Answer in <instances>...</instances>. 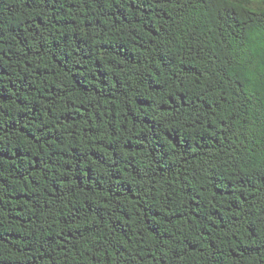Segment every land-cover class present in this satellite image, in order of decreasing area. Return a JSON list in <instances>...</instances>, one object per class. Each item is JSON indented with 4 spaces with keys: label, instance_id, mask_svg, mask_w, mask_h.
I'll return each instance as SVG.
<instances>
[{
    "label": "trees",
    "instance_id": "1",
    "mask_svg": "<svg viewBox=\"0 0 264 264\" xmlns=\"http://www.w3.org/2000/svg\"><path fill=\"white\" fill-rule=\"evenodd\" d=\"M0 0V264H264V0Z\"/></svg>",
    "mask_w": 264,
    "mask_h": 264
},
{
    "label": "snow or ice",
    "instance_id": "2",
    "mask_svg": "<svg viewBox=\"0 0 264 264\" xmlns=\"http://www.w3.org/2000/svg\"><path fill=\"white\" fill-rule=\"evenodd\" d=\"M218 3L230 8H239L241 5L237 2V0H218ZM264 56V51L261 53Z\"/></svg>",
    "mask_w": 264,
    "mask_h": 264
}]
</instances>
